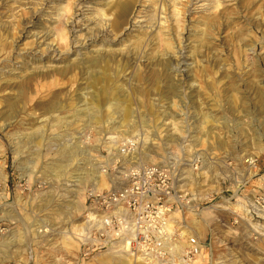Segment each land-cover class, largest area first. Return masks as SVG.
Listing matches in <instances>:
<instances>
[{
	"label": "rangeland",
	"instance_id": "1",
	"mask_svg": "<svg viewBox=\"0 0 264 264\" xmlns=\"http://www.w3.org/2000/svg\"><path fill=\"white\" fill-rule=\"evenodd\" d=\"M124 1L0 0V264H143L78 241L138 164L198 196L201 264H264V0Z\"/></svg>",
	"mask_w": 264,
	"mask_h": 264
},
{
	"label": "built area",
	"instance_id": "2",
	"mask_svg": "<svg viewBox=\"0 0 264 264\" xmlns=\"http://www.w3.org/2000/svg\"><path fill=\"white\" fill-rule=\"evenodd\" d=\"M198 166V160L192 163L193 170ZM118 179V185H92L84 194L82 258L105 251L145 264H194L201 242L186 218L196 216L198 196L182 188L175 172L156 164L129 166Z\"/></svg>",
	"mask_w": 264,
	"mask_h": 264
},
{
	"label": "bare ground",
	"instance_id": "3",
	"mask_svg": "<svg viewBox=\"0 0 264 264\" xmlns=\"http://www.w3.org/2000/svg\"><path fill=\"white\" fill-rule=\"evenodd\" d=\"M130 2L131 1H128V0H125L124 2H122L121 4H119L118 5V7H119V10H122V8H124V9H126L127 8V6H129L130 5ZM116 17H114L115 19H114V23H113V27H116L117 28V26H118V24L116 25V22H118L121 18H123L124 17V15H122V13H121V11H119V13H117L116 12ZM178 67V66H177ZM175 70H177L176 69V67L174 68ZM174 70V71H175ZM101 174H103V173H101ZM104 175V174H103ZM95 185H96V187H98V188H100V189H104V188H106L107 186V184L104 182V183H101V185L99 184V185H97L96 184V182H95ZM128 260V259H127ZM130 260V259H129ZM137 262H140V263H143L141 260H139V259H135ZM202 260H205V259H203V254H202V252L199 254V257L196 259V261L194 262V264H201V262H203ZM143 264H145V263H143Z\"/></svg>",
	"mask_w": 264,
	"mask_h": 264
},
{
	"label": "crops",
	"instance_id": "4",
	"mask_svg": "<svg viewBox=\"0 0 264 264\" xmlns=\"http://www.w3.org/2000/svg\"><path fill=\"white\" fill-rule=\"evenodd\" d=\"M202 244H203V243H201V251H202V250L204 251V250H205V248H204V247H205V245H204V246H202Z\"/></svg>",
	"mask_w": 264,
	"mask_h": 264
}]
</instances>
